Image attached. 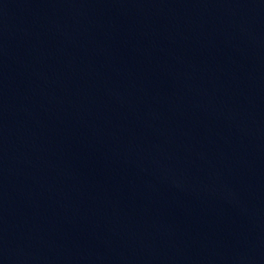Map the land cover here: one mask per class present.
<instances>
[{
	"label": "water",
	"instance_id": "1",
	"mask_svg": "<svg viewBox=\"0 0 264 264\" xmlns=\"http://www.w3.org/2000/svg\"><path fill=\"white\" fill-rule=\"evenodd\" d=\"M0 264H264V0H0Z\"/></svg>",
	"mask_w": 264,
	"mask_h": 264
}]
</instances>
